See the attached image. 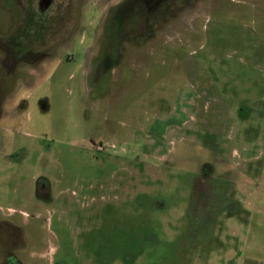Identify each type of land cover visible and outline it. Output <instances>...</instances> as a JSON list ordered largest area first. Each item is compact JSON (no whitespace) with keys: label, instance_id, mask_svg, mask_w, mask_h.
<instances>
[{"label":"rangeland","instance_id":"1","mask_svg":"<svg viewBox=\"0 0 264 264\" xmlns=\"http://www.w3.org/2000/svg\"><path fill=\"white\" fill-rule=\"evenodd\" d=\"M123 4L0 0V264H264V0Z\"/></svg>","mask_w":264,"mask_h":264},{"label":"flooded vegetation","instance_id":"2","mask_svg":"<svg viewBox=\"0 0 264 264\" xmlns=\"http://www.w3.org/2000/svg\"><path fill=\"white\" fill-rule=\"evenodd\" d=\"M35 3L36 13L39 15L41 26V30L48 31V29L55 26V24H59L58 21L61 22L60 19L63 18V15L60 12L59 16H57V0H32ZM127 1L124 0V4L126 6ZM123 4V5H124ZM136 7V6H134ZM124 9H127L126 7ZM125 24V22H123ZM72 24V22L70 23ZM125 25H122V30Z\"/></svg>","mask_w":264,"mask_h":264},{"label":"crops","instance_id":"3","mask_svg":"<svg viewBox=\"0 0 264 264\" xmlns=\"http://www.w3.org/2000/svg\"><path fill=\"white\" fill-rule=\"evenodd\" d=\"M261 198H262V197H261ZM261 198H260V199H261ZM250 225H251V219H250V223H249V226H250Z\"/></svg>","mask_w":264,"mask_h":264}]
</instances>
